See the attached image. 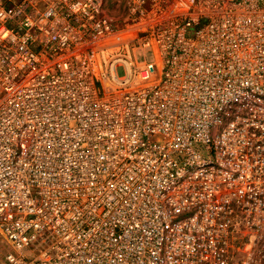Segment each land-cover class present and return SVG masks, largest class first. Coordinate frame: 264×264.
Here are the masks:
<instances>
[{
	"label": "built area",
	"instance_id": "obj_1",
	"mask_svg": "<svg viewBox=\"0 0 264 264\" xmlns=\"http://www.w3.org/2000/svg\"><path fill=\"white\" fill-rule=\"evenodd\" d=\"M0 264H264V0H0Z\"/></svg>",
	"mask_w": 264,
	"mask_h": 264
},
{
	"label": "rangeland",
	"instance_id": "obj_2",
	"mask_svg": "<svg viewBox=\"0 0 264 264\" xmlns=\"http://www.w3.org/2000/svg\"><path fill=\"white\" fill-rule=\"evenodd\" d=\"M147 56H148L149 59L151 58V55L149 53L147 54Z\"/></svg>",
	"mask_w": 264,
	"mask_h": 264
}]
</instances>
